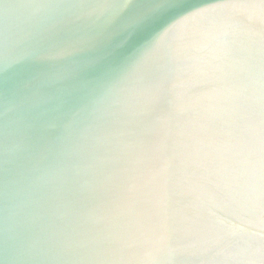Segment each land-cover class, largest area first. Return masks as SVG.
<instances>
[{"label": "water", "instance_id": "obj_1", "mask_svg": "<svg viewBox=\"0 0 264 264\" xmlns=\"http://www.w3.org/2000/svg\"><path fill=\"white\" fill-rule=\"evenodd\" d=\"M0 264H264V0H0Z\"/></svg>", "mask_w": 264, "mask_h": 264}]
</instances>
